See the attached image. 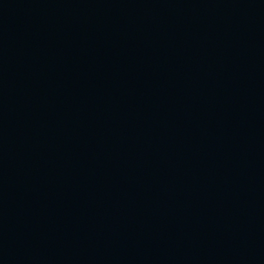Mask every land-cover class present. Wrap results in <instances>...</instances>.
Here are the masks:
<instances>
[{
  "label": "water",
  "instance_id": "water-1",
  "mask_svg": "<svg viewBox=\"0 0 264 264\" xmlns=\"http://www.w3.org/2000/svg\"><path fill=\"white\" fill-rule=\"evenodd\" d=\"M0 264H264V0H0Z\"/></svg>",
  "mask_w": 264,
  "mask_h": 264
}]
</instances>
